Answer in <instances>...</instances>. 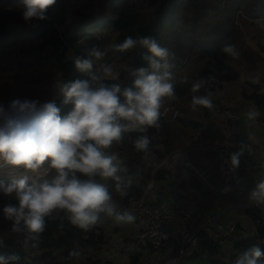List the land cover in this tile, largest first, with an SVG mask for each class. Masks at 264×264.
Returning <instances> with one entry per match:
<instances>
[{"label":"trees","instance_id":"trees-1","mask_svg":"<svg viewBox=\"0 0 264 264\" xmlns=\"http://www.w3.org/2000/svg\"><path fill=\"white\" fill-rule=\"evenodd\" d=\"M242 8L251 16L256 15L254 19H264V0H226L224 6L218 0H88L81 5L60 2L55 8L48 10L46 20L25 23L20 0H6L4 5H0V55L9 46L18 44L25 38H29V42H39L38 55H44L48 48L51 49L49 55L41 58L52 60L58 73L63 74L59 82L68 83L88 78L86 74L76 70L73 62L75 57L83 55L93 46L101 48L106 55L97 62L98 69L112 52V45L123 42L127 36H152L161 46L168 47L174 53L170 62L173 65L171 71L177 98L169 100V103L179 105L185 116L174 123L160 118L158 129L152 128L144 133L151 139L148 153L140 152L134 147L133 141L140 133L125 134L121 142L113 145L119 153L128 157L125 162L128 171L124 174L126 195H122L117 189L115 181H107L113 200L122 208L143 201L146 184L151 177V169H147L146 161L149 158L163 160L164 154H170L180 143H189L196 134L210 144L230 149L231 144L249 145L248 139L240 136H233L228 144L224 143L225 132L213 116L214 107L203 108V118H199V115L187 113L179 104L184 98L191 102V87L199 80L208 81L199 95L214 94L222 90L225 84L238 81L239 70L231 64L228 60L230 58L221 49L225 42L239 47L240 39L233 36L235 23L231 13ZM9 26L18 28V32L11 33ZM102 30L110 31L107 39L96 37V33ZM259 44L264 46V39ZM239 48L244 50L246 47L241 43ZM145 54L146 50L142 49H133L131 55L123 52L122 56L129 58L127 65L117 76L118 79L106 80L105 83L130 85L129 71L131 68L145 66L142 59ZM187 69H191L190 77H180L179 73ZM52 84L53 82L49 87ZM262 91L261 85L248 82L243 89V95L244 100L252 102L258 108L261 120L264 121ZM55 102L62 108V115L71 110L70 105L63 104L62 96ZM190 132L194 135L191 136ZM187 174L196 185L195 190L199 191L202 184L198 177L195 178L190 170ZM129 177L131 183L127 184ZM167 200H160L158 203ZM7 203L15 201L12 197L0 195V209ZM263 214L260 207L247 211V216L256 224L257 234L249 238L237 237L231 244L233 252L228 262L218 261L223 248L216 245L205 232L201 234L203 242L200 251L193 259L202 254L207 255V264H235L237 257L248 249L254 246L264 249ZM106 221L83 231L73 227L62 212H54L46 220L45 231L38 240L33 241L27 233L12 232L11 222L0 213V240L4 241L3 247H0V255H18L20 259L15 264H78L83 251L90 250L96 254L103 251L107 242ZM72 251L79 252L80 255L71 257ZM130 260L131 264L135 263L131 257ZM88 263L97 264L90 260Z\"/></svg>","mask_w":264,"mask_h":264},{"label":"clouds","instance_id":"clouds-1","mask_svg":"<svg viewBox=\"0 0 264 264\" xmlns=\"http://www.w3.org/2000/svg\"><path fill=\"white\" fill-rule=\"evenodd\" d=\"M57 0H20L25 23L44 21ZM116 51L146 50L142 56L145 66L131 68V84L105 83L118 79L108 65L96 64L106 53L93 46L74 58L77 71L87 75L85 80L57 82L63 104L71 110L62 115L55 101L13 99L6 107L0 105V169H23L11 182L0 179V195L12 197L0 213L11 222V231L27 233L35 241L45 231L46 220L54 212L83 231L112 220L116 224H132L136 217L120 210L113 200L107 181H115L122 195L128 169L112 146L125 134L140 133L133 141L136 150L150 152L149 129L160 127L161 109L165 99L175 100V83L171 59L174 53L152 36H127L116 44ZM228 58L238 51L225 42L221 49ZM207 80L191 87V105L212 109L210 95H199ZM259 113L249 110L246 118L254 121ZM248 149L242 145L230 154L231 170H236ZM43 166V167H42ZM42 173V175H38ZM48 177V178H45ZM131 183V178L127 184ZM250 201L264 204V179L255 184ZM4 241L0 240V247ZM80 253L72 251L71 257ZM18 255H0V264H15ZM235 264H264V249L254 246L240 254Z\"/></svg>","mask_w":264,"mask_h":264},{"label":"crops","instance_id":"crops-1","mask_svg":"<svg viewBox=\"0 0 264 264\" xmlns=\"http://www.w3.org/2000/svg\"><path fill=\"white\" fill-rule=\"evenodd\" d=\"M252 26L261 32L263 30L262 25L258 23H255ZM9 27L14 29L12 32L13 34L18 32V28H13V26ZM233 36H235L238 40L240 39L237 31ZM244 38L240 39V41H242ZM251 44V52L250 50H246V48L241 50L239 47H236V49L240 58L244 60V62L255 65L261 62V59L264 60V54L260 51L261 44H259L257 40H251ZM254 50H258V52ZM231 64L234 65L233 63ZM239 73L240 77L238 81L227 83L224 85V88L220 90V92L222 91V105H224V99L229 96L231 102H239L237 112L240 115L245 116L249 110H255L259 113V115L254 121H249L247 118H245L240 126L236 129L221 126L225 132V144H228L230 138L233 136H240L248 139L249 141L248 149L240 159V165L237 168V176L230 182H224L221 180L216 169V155L212 148V146L216 144H210L204 141L199 134H196L193 140L190 142L188 141L189 143H180V145L173 149L170 154H164L163 160L156 161L155 159L149 158L146 161L145 165L147 169H151V177L147 181L143 201L148 200L153 203H158L161 202L160 200L164 201L167 200V198L176 196L189 198L203 196L204 200L202 207L205 209V211H210V213L224 211L227 220L235 221L242 228L243 234L239 235L238 237L249 238L256 236L257 227L256 224L247 216V211L254 207H260L264 212V204L258 205L249 199V194L255 187V184L261 179H264V121L261 120V113L258 108L252 102L244 100L243 89L245 84L249 81L242 79L244 77L240 71ZM237 83L239 85L242 84V86L240 85V88L237 87V89L234 90L235 92L231 91L229 89L230 86L233 84L236 85ZM255 84L261 85L258 83ZM212 101L215 103L214 99H212ZM202 109L203 107H199V118H203ZM190 135L193 136V132H190ZM178 143L179 142H177V144ZM230 146L233 148L231 149L234 152L238 151L241 147L233 144ZM111 151L117 152L119 156L128 159L125 154L119 153L113 146ZM175 153H180L182 156H185L186 161H172L171 156ZM246 162H252L253 164L261 165L262 168L256 169L254 171H248L245 169ZM188 170L193 173L195 178L198 177V180H200L202 187L199 191L195 190L196 185L188 176ZM207 170L210 171L208 174H206V178L211 184L214 185V188H216L215 193L213 194L210 193V190L202 182L199 176L200 173H204ZM149 184L151 186L150 189H148ZM115 203L119 206V209L122 210L118 202L115 201ZM106 229L109 230L108 232H112L114 230L112 237L115 239L121 238L123 241L127 242H130L137 235L136 221L132 224H116L109 219L106 221ZM231 246L232 245L230 244L222 249L224 256L228 253V249H230L229 251L231 253L233 252ZM123 259L128 261L127 264H131L129 256H125ZM176 260L177 259L174 257V255H168L166 256L164 262L165 264H175ZM206 260L207 255L205 256L201 254V256L197 257V259H193L192 257L184 260V262L185 264H207Z\"/></svg>","mask_w":264,"mask_h":264},{"label":"rangeland","instance_id":"rangeland-1","mask_svg":"<svg viewBox=\"0 0 264 264\" xmlns=\"http://www.w3.org/2000/svg\"><path fill=\"white\" fill-rule=\"evenodd\" d=\"M5 1L6 0H0V5H4ZM218 1L221 3V6L225 5L226 0ZM60 2L66 3L68 5H81L83 3H87L88 0H57V3L53 6V8H55L56 5H58V3ZM231 15L233 17V22L235 23L234 33L237 31L238 35L241 37L240 39L245 37L242 41H240L239 47L241 46V43H244L246 50H250L251 52V40L255 39L260 42V40L264 39V19H254V16L256 15L251 16V14L249 12H246L243 8L240 11L234 10ZM255 23L262 25V32L252 26ZM9 30L11 33L14 31L12 27ZM109 32V30H102L96 33V35L98 34L96 37L107 39L108 35L110 34ZM38 44L39 42H29V38H25L18 44L9 46L6 52L0 55V105H4L6 107L15 98L35 99L39 100L42 103L47 101H56L59 99V92L56 85L57 82H59V79L62 77L61 73H58L57 67L52 60H44L43 58H41L49 55L51 49L48 48L46 52H44V55H38ZM260 47V51L264 54V46L261 45ZM111 48L112 52L108 54L107 59L103 65L110 66L113 69L114 75L117 77L119 76L121 70L127 65V61L129 58L122 56L123 52L116 51L113 45ZM132 51L133 49L126 51V53L128 55H131ZM254 51L258 52V50ZM228 60L233 63L235 67H237L238 70L242 73L244 77L242 79L252 83L261 84L263 90L262 92H264V60L261 59V62H259L258 64L251 65L244 62V60L240 58L239 54L236 57L230 58ZM190 70L191 69H187L179 73L180 77H183L185 79L190 77ZM52 82L53 86L49 87ZM236 85L233 84L229 89L231 91H234L235 89H237V87L240 88L242 86V84H240V86L238 83ZM227 91L229 92L228 89ZM210 96L215 100V103L213 101L215 108L213 116L218 109H233L237 112L239 102H231L229 96L224 99L225 106L222 105V91L211 94ZM179 104H181L180 107L185 109L187 113H193L195 114V116L198 115L199 107L193 110L191 102H187L186 98L181 100ZM168 105L175 106L174 104H170L169 100L165 99L163 107ZM178 106L179 105L175 107L181 110V108H179ZM231 151L234 152L233 150ZM120 158L124 161V163L127 161V158H123L122 156H120ZM23 171V169H0V179L11 182L12 179L18 178L23 173ZM38 175H42V173ZM144 202L153 203L148 200H145ZM139 205L140 204L138 203L132 206L122 207V211H132L130 213L136 217L137 211L139 210ZM108 231L109 230L106 229L107 242L103 248V251L99 254L93 253L90 250L83 251L82 257L79 258L81 262H78V264H90L88 263L89 260L91 261V263L97 262V264L128 263L127 260L123 259V257L128 256L124 248L126 247L127 241H123V239L121 238L115 239L114 237H112V235L114 234V230L112 232ZM229 250L230 249H228V253L225 256L224 252L221 253V255H219L218 261L228 262L230 255H232Z\"/></svg>","mask_w":264,"mask_h":264},{"label":"built area","instance_id":"built-area-1","mask_svg":"<svg viewBox=\"0 0 264 264\" xmlns=\"http://www.w3.org/2000/svg\"><path fill=\"white\" fill-rule=\"evenodd\" d=\"M161 119L174 123L183 118L184 113L175 106H165L161 110ZM222 127L236 129L245 116L233 109H218L214 113ZM216 155V169L224 182L232 181L238 174V169L231 170L230 154L233 153L226 146L214 145ZM182 154L175 153L171 160L180 161ZM262 168L261 165L246 162L245 169L254 171ZM200 173L202 182L208 187L210 193H215L206 174ZM150 184L148 189H150ZM204 197H172L162 203H146L142 201L136 215L137 235L126 245V253L134 260V264H165L168 255H174L175 264H184V260L192 258L200 251L203 232L209 234L216 245L224 248L243 234L242 228L235 222L227 220L224 211L210 213L202 207ZM264 220V214H263Z\"/></svg>","mask_w":264,"mask_h":264},{"label":"bare ground","instance_id":"bare-ground-1","mask_svg":"<svg viewBox=\"0 0 264 264\" xmlns=\"http://www.w3.org/2000/svg\"><path fill=\"white\" fill-rule=\"evenodd\" d=\"M180 160H184V161H186V157L185 156H180Z\"/></svg>","mask_w":264,"mask_h":264},{"label":"water","instance_id":"water-1","mask_svg":"<svg viewBox=\"0 0 264 264\" xmlns=\"http://www.w3.org/2000/svg\"><path fill=\"white\" fill-rule=\"evenodd\" d=\"M61 76H63V74H61ZM61 97V95L60 94H58V98H60Z\"/></svg>","mask_w":264,"mask_h":264}]
</instances>
